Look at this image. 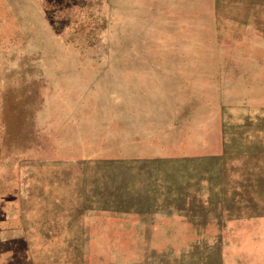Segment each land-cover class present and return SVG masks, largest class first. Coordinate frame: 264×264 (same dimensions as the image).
Here are the masks:
<instances>
[{"label": "rangeland", "instance_id": "1", "mask_svg": "<svg viewBox=\"0 0 264 264\" xmlns=\"http://www.w3.org/2000/svg\"><path fill=\"white\" fill-rule=\"evenodd\" d=\"M0 264H264V0H0Z\"/></svg>", "mask_w": 264, "mask_h": 264}]
</instances>
